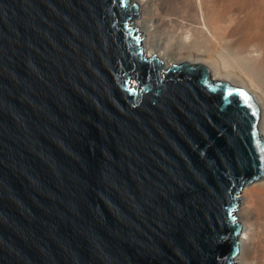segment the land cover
Masks as SVG:
<instances>
[{"label": "water", "instance_id": "1", "mask_svg": "<svg viewBox=\"0 0 264 264\" xmlns=\"http://www.w3.org/2000/svg\"><path fill=\"white\" fill-rule=\"evenodd\" d=\"M137 6L0 0V264H237L260 105L143 56Z\"/></svg>", "mask_w": 264, "mask_h": 264}, {"label": "bare ground", "instance_id": "2", "mask_svg": "<svg viewBox=\"0 0 264 264\" xmlns=\"http://www.w3.org/2000/svg\"><path fill=\"white\" fill-rule=\"evenodd\" d=\"M131 2L138 4L140 16L131 27L140 38L143 56L155 54L164 70L173 64L202 63L213 79L245 87L260 105L258 127L264 137V0ZM242 190L236 213L242 224L240 252L235 260L264 264V176Z\"/></svg>", "mask_w": 264, "mask_h": 264}, {"label": "rangeland", "instance_id": "3", "mask_svg": "<svg viewBox=\"0 0 264 264\" xmlns=\"http://www.w3.org/2000/svg\"><path fill=\"white\" fill-rule=\"evenodd\" d=\"M130 1H131V0H130ZM135 18H136V17H134V18L131 19V21H130L131 26H133V25H132V22H133V20H135ZM137 18H139V17H137ZM138 32H139V30H136V33H138ZM253 182H254V181H253ZM242 191H243V190H242ZM242 191H241L240 194H239L240 198H239V200H238V202H237V203L239 204V206H238V208L236 209V213L238 212V209H239V207H240V205H241V201H242V198H243L242 194H243L244 192H242ZM237 256H238V255H237Z\"/></svg>", "mask_w": 264, "mask_h": 264}]
</instances>
